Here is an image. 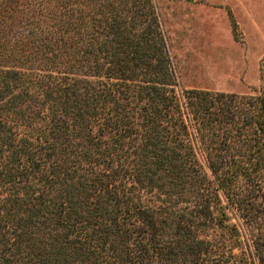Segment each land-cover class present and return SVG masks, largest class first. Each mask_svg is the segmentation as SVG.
Here are the masks:
<instances>
[{"label":"trees","instance_id":"obj_1","mask_svg":"<svg viewBox=\"0 0 264 264\" xmlns=\"http://www.w3.org/2000/svg\"><path fill=\"white\" fill-rule=\"evenodd\" d=\"M0 22V264H264V94L178 92L151 0Z\"/></svg>","mask_w":264,"mask_h":264},{"label":"rangeland","instance_id":"obj_2","mask_svg":"<svg viewBox=\"0 0 264 264\" xmlns=\"http://www.w3.org/2000/svg\"><path fill=\"white\" fill-rule=\"evenodd\" d=\"M151 2L166 36L178 92L264 94V0ZM28 6L29 0H0V18L8 23ZM198 158L205 162L202 154Z\"/></svg>","mask_w":264,"mask_h":264}]
</instances>
